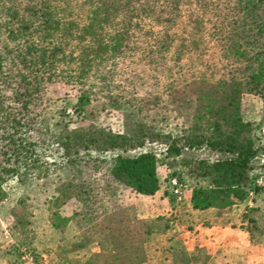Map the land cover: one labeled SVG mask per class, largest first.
Returning <instances> with one entry per match:
<instances>
[{
	"label": "trees",
	"instance_id": "1",
	"mask_svg": "<svg viewBox=\"0 0 264 264\" xmlns=\"http://www.w3.org/2000/svg\"><path fill=\"white\" fill-rule=\"evenodd\" d=\"M7 1L0 0V183L10 176L63 172L49 207L51 225L59 231L70 222L79 226L74 248L88 255L85 264L148 261L146 245L154 228L124 204L123 191L158 192V167L168 158H178L207 181L190 190L194 210L227 209L243 203L250 190L264 201V184H256L252 174L264 154V138L240 110L245 92L264 100V0H96L81 26L54 18L49 0H28L13 12L6 10ZM55 36L82 43L76 54L69 52L77 65L74 76L132 50L150 56L153 73L167 64L169 93L193 98L191 124L180 136L66 125L50 134L38 105L44 102L43 81L62 61L63 42L52 44ZM8 62L16 64L15 73ZM79 84L82 107L92 92L90 84ZM155 141L163 146L162 158L151 149L128 153ZM201 148L216 157L195 155ZM70 200L78 208L65 218L60 206ZM169 201H175L172 195ZM93 243L100 250L89 254Z\"/></svg>",
	"mask_w": 264,
	"mask_h": 264
},
{
	"label": "rangeland",
	"instance_id": "2",
	"mask_svg": "<svg viewBox=\"0 0 264 264\" xmlns=\"http://www.w3.org/2000/svg\"><path fill=\"white\" fill-rule=\"evenodd\" d=\"M27 1L9 0L5 8L13 12ZM47 2L51 4L52 12L56 13L54 18L69 24V20L73 19L75 23L72 26H81L92 12L96 0ZM32 20L36 24L39 21L34 15ZM52 38V44L60 40L63 42L62 61H58L55 67L52 65L51 78L43 81L41 92L44 102L38 105L50 134H58L66 125L70 128H97L114 134H130L142 128L180 136L191 124L195 103L193 98L169 93L170 81L164 74L167 64H161L162 68L153 73L149 68L153 67L150 56L132 50L78 77L80 75H73L77 65L73 64L69 52L75 50L76 54L82 48L79 38L75 37L76 41L71 37ZM85 40H88L86 33L81 42L85 43ZM15 66L13 62H8V69ZM11 72L15 73V69ZM22 72L28 75L26 69L23 68ZM81 82L90 84L92 92L90 102L82 107ZM240 110L243 120L251 122L254 129L264 125V100L259 95L243 93ZM144 144L143 148L128 153L151 149L162 158V145L156 141ZM194 154L208 160L216 157L204 148L194 151ZM46 155L49 153H45L44 157ZM48 159L51 160V157L47 156ZM255 166L252 174L257 178L254 182L263 185L258 181L263 177L260 172L264 171V154L256 159ZM158 172L161 187L154 196L132 189L123 191L124 204L134 209L137 219L149 221L154 228L146 245L147 259L151 263L147 261L144 264H160L159 260L163 261L161 264H264V201L260 192L254 194L250 190L253 194L249 192L246 200L253 203L247 205L237 219H227L225 212L234 206L198 212L191 208L190 191L181 203L169 201L168 180L171 177L186 182L191 189L207 183L205 179L188 172V167L181 164L178 158L166 159L159 165ZM64 176L63 172L47 177L31 175L23 179L10 176L0 183V264H30L23 259L28 253L34 254L41 264H85L88 255L74 248L79 226L70 222L63 231H59L51 225L49 207ZM77 208V202L70 200L60 206V212L65 218H71ZM211 214L214 215L211 217ZM158 245L159 248L156 247ZM88 250L90 254L100 249L93 243Z\"/></svg>",
	"mask_w": 264,
	"mask_h": 264
},
{
	"label": "built area",
	"instance_id": "3",
	"mask_svg": "<svg viewBox=\"0 0 264 264\" xmlns=\"http://www.w3.org/2000/svg\"><path fill=\"white\" fill-rule=\"evenodd\" d=\"M257 135L260 138H264V125L260 126L257 129ZM258 183L264 184L263 177L260 178ZM168 185H169L170 193L174 197V199L177 203H181V202L185 201V199H186L185 194L191 190V188L189 187V185L186 182L181 181L176 177L169 178ZM249 194L252 195L253 192H250ZM23 259L28 261L30 264H41V262L38 260V258L34 254H31V253L25 254L23 256Z\"/></svg>",
	"mask_w": 264,
	"mask_h": 264
},
{
	"label": "crops",
	"instance_id": "4",
	"mask_svg": "<svg viewBox=\"0 0 264 264\" xmlns=\"http://www.w3.org/2000/svg\"><path fill=\"white\" fill-rule=\"evenodd\" d=\"M150 196H154V195H150ZM253 201L252 200H245L243 203H239L237 205H234L232 210H228L227 212H225V215L227 216V219H231L232 217H235V219H237L238 217H240L242 215V213L245 211V207L247 205L252 204ZM208 210H199L198 212H205ZM210 213V212H207ZM214 214H211L210 216L212 217ZM156 247H160L159 245ZM156 261V260H154ZM163 261L159 260V263L161 264ZM148 263H151V261L149 260Z\"/></svg>",
	"mask_w": 264,
	"mask_h": 264
}]
</instances>
